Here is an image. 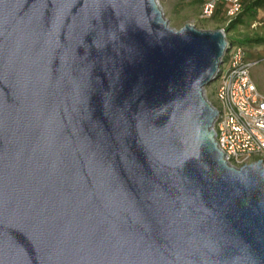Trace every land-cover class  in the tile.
<instances>
[{
	"label": "water",
	"instance_id": "obj_1",
	"mask_svg": "<svg viewBox=\"0 0 264 264\" xmlns=\"http://www.w3.org/2000/svg\"><path fill=\"white\" fill-rule=\"evenodd\" d=\"M233 43L158 0H0V264H264V164L205 95Z\"/></svg>",
	"mask_w": 264,
	"mask_h": 264
},
{
	"label": "built area",
	"instance_id": "obj_2",
	"mask_svg": "<svg viewBox=\"0 0 264 264\" xmlns=\"http://www.w3.org/2000/svg\"><path fill=\"white\" fill-rule=\"evenodd\" d=\"M243 6L244 0H205L200 16L212 18L221 7L227 27ZM233 44L214 80L213 104L219 112L214 125L216 140L230 164L239 167L258 160L264 164V95L251 76L256 60L247 59L243 44L237 43L232 51ZM225 62H229L226 69Z\"/></svg>",
	"mask_w": 264,
	"mask_h": 264
},
{
	"label": "rangeland",
	"instance_id": "obj_3",
	"mask_svg": "<svg viewBox=\"0 0 264 264\" xmlns=\"http://www.w3.org/2000/svg\"><path fill=\"white\" fill-rule=\"evenodd\" d=\"M158 2L170 26L176 30L186 24L195 25L199 29L214 30L218 29L216 28L218 24H223L224 22L222 10L215 17L208 19L201 18V6L193 3L191 0H158ZM226 34L229 40L235 42L232 51L243 38L264 36V12L260 10L256 20L240 24L231 31L227 30ZM244 47L247 59L250 61L256 60V64L251 69V76L259 91L264 95V43L244 44ZM228 65L229 62H225V69ZM214 85L215 81L205 87V95L215 104Z\"/></svg>",
	"mask_w": 264,
	"mask_h": 264
},
{
	"label": "trees",
	"instance_id": "obj_4",
	"mask_svg": "<svg viewBox=\"0 0 264 264\" xmlns=\"http://www.w3.org/2000/svg\"><path fill=\"white\" fill-rule=\"evenodd\" d=\"M193 3H196L200 6H202L203 2L205 0H191ZM221 8L216 12V14L213 16L215 17ZM262 10L264 12V0H244V6L243 10L240 13V15L234 19L227 27L226 31L233 30L240 24H245L246 21H253L256 20L258 17L259 11ZM228 36V35H227ZM239 44H263L264 43V36H257V37H246L243 38V40L239 41Z\"/></svg>",
	"mask_w": 264,
	"mask_h": 264
},
{
	"label": "crops",
	"instance_id": "obj_5",
	"mask_svg": "<svg viewBox=\"0 0 264 264\" xmlns=\"http://www.w3.org/2000/svg\"><path fill=\"white\" fill-rule=\"evenodd\" d=\"M221 8V7H220ZM219 8V9H220ZM218 9V10H219ZM222 9V8H221ZM222 14H223V18H224V22H223V24H218V26L216 27V28H225L226 29V25H225V17H224V13H223V9H222ZM249 22H252V21H246V23H249Z\"/></svg>",
	"mask_w": 264,
	"mask_h": 264
}]
</instances>
